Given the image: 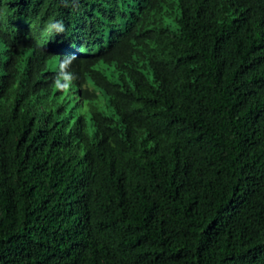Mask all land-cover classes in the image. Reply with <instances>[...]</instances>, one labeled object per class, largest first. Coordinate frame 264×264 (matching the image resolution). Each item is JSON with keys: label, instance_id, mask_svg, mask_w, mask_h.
Listing matches in <instances>:
<instances>
[{"label": "trees", "instance_id": "obj_1", "mask_svg": "<svg viewBox=\"0 0 264 264\" xmlns=\"http://www.w3.org/2000/svg\"><path fill=\"white\" fill-rule=\"evenodd\" d=\"M0 264H264V0H0Z\"/></svg>", "mask_w": 264, "mask_h": 264}, {"label": "clouds", "instance_id": "obj_2", "mask_svg": "<svg viewBox=\"0 0 264 264\" xmlns=\"http://www.w3.org/2000/svg\"><path fill=\"white\" fill-rule=\"evenodd\" d=\"M48 31L53 34L56 32H63L64 26L62 22H59V21L51 22L48 25Z\"/></svg>", "mask_w": 264, "mask_h": 264}]
</instances>
